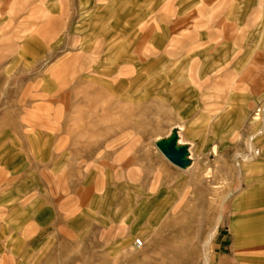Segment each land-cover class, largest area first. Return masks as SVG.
<instances>
[{
  "label": "rangeland",
  "instance_id": "1",
  "mask_svg": "<svg viewBox=\"0 0 264 264\" xmlns=\"http://www.w3.org/2000/svg\"><path fill=\"white\" fill-rule=\"evenodd\" d=\"M102 1L0 0V264H259L264 0Z\"/></svg>",
  "mask_w": 264,
  "mask_h": 264
},
{
  "label": "crops",
  "instance_id": "2",
  "mask_svg": "<svg viewBox=\"0 0 264 264\" xmlns=\"http://www.w3.org/2000/svg\"><path fill=\"white\" fill-rule=\"evenodd\" d=\"M104 2L102 0H96V3L99 5V3ZM108 2V7L106 9V14H104L105 17H107L110 21L113 19V21L118 22L116 20H118L116 17L114 16V10H116V7H121L124 8L123 6L126 5L124 2L120 3L117 2V0H107ZM118 3V4H116ZM104 11V10H101ZM118 11H121L118 9ZM44 19H42L39 23V25L41 24H45V25H52L53 23H55L53 16L51 14H45V16L43 17ZM37 30V29H36ZM181 142V140H180ZM182 143V142H181ZM184 144V143H182ZM187 145V144H186ZM189 146V145H188ZM215 148L212 149L213 152H215ZM189 153H190V147H189ZM240 171V167L238 168V172ZM236 202V201H235ZM236 206L234 205V215L236 212ZM247 229V231H249V234L252 236L253 239L257 240V242H261L264 240V213L262 214H258V215H254L253 219H251V223L250 225H246L245 227ZM258 257L261 258V260H259V264H261L260 262H262L264 259V250H259L258 251Z\"/></svg>",
  "mask_w": 264,
  "mask_h": 264
},
{
  "label": "bare ground",
  "instance_id": "3",
  "mask_svg": "<svg viewBox=\"0 0 264 264\" xmlns=\"http://www.w3.org/2000/svg\"><path fill=\"white\" fill-rule=\"evenodd\" d=\"M159 143L166 154L176 153L178 159L181 162H185L190 158L189 146L186 144H182L177 134L174 132L170 135L169 138H166L165 140H159ZM123 247H124L123 244L118 245L119 250H122Z\"/></svg>",
  "mask_w": 264,
  "mask_h": 264
},
{
  "label": "built area",
  "instance_id": "4",
  "mask_svg": "<svg viewBox=\"0 0 264 264\" xmlns=\"http://www.w3.org/2000/svg\"><path fill=\"white\" fill-rule=\"evenodd\" d=\"M134 247L136 249L141 248L142 247V242L139 239L135 240Z\"/></svg>",
  "mask_w": 264,
  "mask_h": 264
},
{
  "label": "water",
  "instance_id": "5",
  "mask_svg": "<svg viewBox=\"0 0 264 264\" xmlns=\"http://www.w3.org/2000/svg\"><path fill=\"white\" fill-rule=\"evenodd\" d=\"M172 155L176 158L175 160H179L176 153H172Z\"/></svg>",
  "mask_w": 264,
  "mask_h": 264
}]
</instances>
